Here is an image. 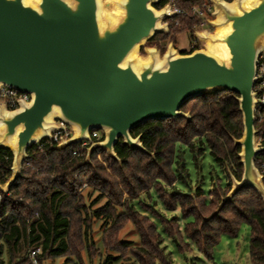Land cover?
Returning <instances> with one entry per match:
<instances>
[{"label":"water","instance_id":"obj_1","mask_svg":"<svg viewBox=\"0 0 264 264\" xmlns=\"http://www.w3.org/2000/svg\"><path fill=\"white\" fill-rule=\"evenodd\" d=\"M165 0H0V86L31 95L29 103L7 111L0 103V149L13 155L11 176L0 184L8 195L23 177L28 149L58 130L59 120L72 129L54 150L103 138L86 148L81 166L101 150L122 164L115 146L154 158L131 131L149 121H191L181 108L196 97L234 94L242 117L241 179L229 171L231 187L213 213L234 196L253 189L264 203V184L256 166L264 147H256L254 106L257 62L264 51V0H208L214 9L213 29L195 31L204 45L188 54L173 43L139 49L157 34H167L165 19L175 17ZM207 218L206 220H209Z\"/></svg>","mask_w":264,"mask_h":264},{"label":"trees","instance_id":"obj_2","mask_svg":"<svg viewBox=\"0 0 264 264\" xmlns=\"http://www.w3.org/2000/svg\"><path fill=\"white\" fill-rule=\"evenodd\" d=\"M169 1L155 7H163ZM206 2L176 0V6L190 9ZM164 22L174 37L184 31L192 34L190 51L182 54L200 48L193 35L196 29L204 30L198 20L175 16ZM166 38L165 34H157L147 44L154 46ZM181 110L190 114V122L184 118L149 121L131 131L132 137L142 136L143 146L155 154L154 158L128 149L119 140L115 152L123 161L121 165L98 150L93 153L90 165L81 166L86 155L81 144L54 150L58 143L43 139L32 145L28 149L29 158L23 164V177L8 195L0 192V264L5 252L10 264H31L29 253L36 249L42 251L37 256L38 264L60 258L64 264H84V253L93 262L102 254L90 233L96 219L107 224L101 240L107 254L104 264L131 259L136 264H174L165 253L157 224L136 207L144 195L151 198L152 192L159 196L166 209H180L183 218L190 220L181 228L177 218L165 219L152 207L142 205L159 218L164 232L183 244L185 250L189 245L184 244V237L211 260L221 238H236L246 223L251 229V264H264V203L253 189L238 192L213 217L230 190V180L226 186L217 184L208 194L201 188L195 195L190 190H167V186L175 187L178 182L188 186L185 149L198 163L207 148L214 161L225 167L227 178L228 170L236 179H241L240 148L234 145L233 139L241 138L243 125L234 96L223 92L196 97L185 102ZM81 152V156L75 155ZM12 161L11 151L0 149V184L10 178ZM84 185L99 193L95 201L90 203L88 196L81 193ZM101 199H106L103 206L92 210L91 205ZM130 223L140 235V247L120 240L121 231Z\"/></svg>","mask_w":264,"mask_h":264},{"label":"rangeland","instance_id":"obj_3","mask_svg":"<svg viewBox=\"0 0 264 264\" xmlns=\"http://www.w3.org/2000/svg\"><path fill=\"white\" fill-rule=\"evenodd\" d=\"M103 1L105 2L106 0ZM211 20H215V17L213 16ZM204 30H209L210 32L213 31V29L208 25L204 27ZM196 31H203V30L196 29ZM174 38L176 40V47H177V49L175 48L174 49L177 52H179V50L180 52L190 51L191 45L193 44V37L191 33L184 31L176 35ZM198 42L199 43L196 46L201 47L204 45L203 42H200L199 40ZM148 47L153 48L146 43L139 49L138 56L141 57L142 59L146 58L147 56L146 49ZM159 52L160 54H162L161 51ZM99 132L101 134V139H102L103 133L101 131ZM184 151H185L184 160L187 165V169L189 173L188 186H186L181 182H178L175 187L167 186L168 191L171 192L174 190H190L192 191V194L195 195L197 193V189L201 188L204 191V193L208 194L212 189L216 187L217 184H220L221 186H226V184L230 180L229 171L227 170V174H228L227 175L228 178H227L225 173L226 171L225 167H221L217 162L214 161L207 148L204 149V155L202 156L201 159H199L198 163H195V161L192 159V155L187 149H185ZM81 193L88 196V201L90 203L95 201L99 195L97 191L92 190L88 187L85 188V185L81 189ZM141 201H142L141 204L136 205L137 209H139L143 214L147 215L152 221H154L157 224L158 232L161 234L163 238L162 245L163 248H165V253L170 255L172 262L174 264H247V263L251 264V262L248 261L250 260L249 246H250V235H251V229L248 224L245 223L241 226L238 236L236 238H231L227 236H223L221 238L220 243L214 249L213 258H215V260L214 262H212V260L207 259L201 252H199L198 249L190 241H187L185 237H184V244L189 245L188 246L189 249L186 250L184 249L185 247L183 244L181 245V243L169 237L164 232L159 218L153 216L150 209L145 210L142 205H145L147 207H152L154 211H156L159 214L160 217H163L165 219L177 218L178 223L182 228L190 220L183 218L180 209H176V210L166 209L162 205L159 196L154 192L151 193V198H149V196L147 195H144ZM105 202L106 199H101L97 203L92 204L91 209L96 210L97 208L103 206ZM106 225H107L106 222H102L101 220H97V219L94 220L92 227L90 229L91 230L90 233L93 236L97 248L101 251L102 254L101 257L98 256L92 262L90 261L88 255L84 253L83 254L84 264L105 263L107 254L105 253L102 247L101 240H102V232L103 230H105ZM120 240L129 242L134 247L141 246L140 235L132 223L128 224L121 231ZM1 260H2V264H10L9 257L6 252L2 256ZM42 264H64V259L60 258L55 260H45L43 261ZM111 264H136V262L134 259H131L129 261L116 260V261H112Z\"/></svg>","mask_w":264,"mask_h":264},{"label":"built area","instance_id":"obj_4","mask_svg":"<svg viewBox=\"0 0 264 264\" xmlns=\"http://www.w3.org/2000/svg\"><path fill=\"white\" fill-rule=\"evenodd\" d=\"M167 5L170 7V12L175 13V16L198 20L202 28L207 25L209 26V21L213 18L214 9L209 2L191 7L190 9L178 8L176 6V0H170ZM253 91L255 92L256 102L254 106L255 129L257 130L255 145L256 147H264V51L260 54L257 62L256 81ZM31 98L30 94L22 93L3 85L0 86V103L5 106L7 111L19 109L21 102L29 103ZM56 125L58 126V130L53 131L51 138L46 139L49 143H59L61 138L68 139L72 135V129L63 122L57 120ZM90 137L91 141H83L80 143L81 148H86L92 142L101 140V134L98 130L91 131ZM75 155L80 156L81 154L75 153ZM260 155H264V153L259 154L257 159ZM257 163L256 166L263 178L264 184V157L259 158ZM41 253V249L30 251L29 259L31 264H38L37 256Z\"/></svg>","mask_w":264,"mask_h":264},{"label":"flooded vegetation","instance_id":"obj_5","mask_svg":"<svg viewBox=\"0 0 264 264\" xmlns=\"http://www.w3.org/2000/svg\"><path fill=\"white\" fill-rule=\"evenodd\" d=\"M165 1H167V0H165ZM161 2H163V1H161ZM161 2H160V3H161ZM160 3H159V4H160ZM159 4H158V5H159ZM156 6H157V5H156ZM165 6H167V4L164 5L163 7H159V8L154 6V8H155L156 10H161V9L164 8ZM165 20H166V19H165ZM165 20H164V21H165ZM164 21H163V23H165ZM165 35H167V38H166V39H163V40H159V41H157V42L154 44V46H151V47H157V48H159L160 51L163 53V52L165 51L166 47H167L170 43H173L174 48L177 49V47H176V40H175L173 34L170 33V27H169V26H168V33L165 34ZM179 52H180V50H179ZM180 53H182V52H180ZM232 96H234V94H232Z\"/></svg>","mask_w":264,"mask_h":264},{"label":"crops","instance_id":"obj_6","mask_svg":"<svg viewBox=\"0 0 264 264\" xmlns=\"http://www.w3.org/2000/svg\"><path fill=\"white\" fill-rule=\"evenodd\" d=\"M213 255H214V254H213ZM249 259H250V253H249ZM211 260H212V262H214L215 258H212ZM248 261H250V260H248ZM250 262H251V261H250ZM247 264H249V263H247Z\"/></svg>","mask_w":264,"mask_h":264}]
</instances>
